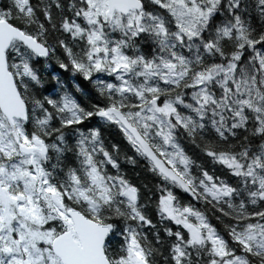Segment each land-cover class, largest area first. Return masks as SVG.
Here are the masks:
<instances>
[{"label": "snow or ice", "instance_id": "1", "mask_svg": "<svg viewBox=\"0 0 264 264\" xmlns=\"http://www.w3.org/2000/svg\"><path fill=\"white\" fill-rule=\"evenodd\" d=\"M0 264H264V0H0Z\"/></svg>", "mask_w": 264, "mask_h": 264}]
</instances>
